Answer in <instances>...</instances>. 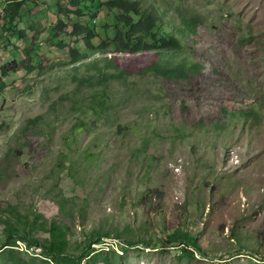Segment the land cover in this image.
<instances>
[{"label": "rangeland", "instance_id": "obj_1", "mask_svg": "<svg viewBox=\"0 0 264 264\" xmlns=\"http://www.w3.org/2000/svg\"><path fill=\"white\" fill-rule=\"evenodd\" d=\"M5 1L0 65L12 52L22 64L67 57L57 47L71 36L56 26L47 33L58 13L72 17L52 6L73 8L68 0H27L35 11L22 5L18 27L35 29L32 61L15 50L14 30L3 27ZM139 2L186 42L183 55L200 72L145 76L137 95L114 98L116 117L99 122L65 97L75 84L65 76L69 64L45 74H0V207L11 203L21 215L67 225L69 252H87L78 264H264V0ZM117 56L133 76L157 58L153 51ZM249 108L256 113L248 119L232 113ZM80 120L87 124L79 127ZM4 226L0 219V242ZM176 229L193 235L201 252L188 257L161 241ZM90 234L99 236L88 245ZM148 238L159 241L128 243ZM15 242L0 251V264H16L8 252L28 264H52L40 249Z\"/></svg>", "mask_w": 264, "mask_h": 264}, {"label": "trees", "instance_id": "obj_2", "mask_svg": "<svg viewBox=\"0 0 264 264\" xmlns=\"http://www.w3.org/2000/svg\"><path fill=\"white\" fill-rule=\"evenodd\" d=\"M68 1L73 8L66 6L60 8L58 7L59 3L52 6L57 7V12L61 9L65 11L66 15L72 13V17L66 21L58 13L55 24L47 33L51 35L56 26L57 29H61L60 31L63 30L71 36L69 41L63 38L59 40L57 47L66 50L67 57L42 64L39 56L35 54L34 56L37 57L40 64L33 65L32 63L22 64L21 60L16 58V52H12L14 55L12 60L0 65L1 76L13 74L19 68L25 70L26 73L35 70L37 73L45 74L54 68L65 70V66L69 64L71 71L66 72L65 76L70 77L75 81V84L69 92H66L65 97L70 99V106L73 110L81 111L83 114L91 113L94 116V121L99 122L100 119L108 121L110 117H116L114 98L121 96L122 99H129L133 94L137 95L136 87L139 84V79L145 76L184 79L191 74L200 72L199 63L193 61L187 54L183 55L187 52L185 51L186 42L177 32L164 28L159 15L144 8L139 0ZM23 4H26L29 10L35 11V7H31V2L28 3L27 0L5 1L3 27L14 30L12 35L17 36L15 50L20 47L30 60L33 51L29 47V42L34 38L35 29L33 27H18L23 17L21 10ZM98 14L96 20L95 17ZM84 16H88V19ZM192 19L196 20L193 16ZM109 29L112 30L113 37L109 35ZM100 30L106 31L107 35L102 36ZM81 39L83 47L79 44ZM149 51H153L157 58L138 69L134 76L114 61L115 55H118L117 59L120 60L123 53L136 55ZM95 53L97 56L89 60V56ZM4 83V80H1L0 88L4 87ZM51 107L54 109V102ZM223 111L230 112L227 107H224ZM232 113L248 119L250 116L253 117L256 111L249 108L237 113L236 110H233ZM41 118V116H37L32 122H37ZM79 123L80 125L76 123L75 126H85L87 121L80 120ZM22 131L24 132V130ZM9 152L8 148L4 153L5 158ZM57 201L60 208L64 209L63 199L60 197ZM0 219L5 223V237L0 242V248L3 247L0 251L5 249L11 251L12 246L17 244L15 241L20 239L27 246L40 249L52 264H78L87 255V252L77 254L69 252L66 238L68 226L57 220H51L48 223L40 213L29 218L28 215H21L19 208L11 203L0 207ZM35 232H43L47 236L40 237L34 235ZM98 236V234H90L88 245ZM158 241L155 238H148L147 240L128 241V243L130 245L144 243L155 246ZM161 241H166L170 245H180L182 252L188 257H193L194 250L201 252L196 238L181 229L166 233L165 238L163 237ZM7 257L12 260L16 258V264H28L27 261L11 252L7 253Z\"/></svg>", "mask_w": 264, "mask_h": 264}, {"label": "built area", "instance_id": "obj_3", "mask_svg": "<svg viewBox=\"0 0 264 264\" xmlns=\"http://www.w3.org/2000/svg\"><path fill=\"white\" fill-rule=\"evenodd\" d=\"M262 259L264 260V257Z\"/></svg>", "mask_w": 264, "mask_h": 264}]
</instances>
